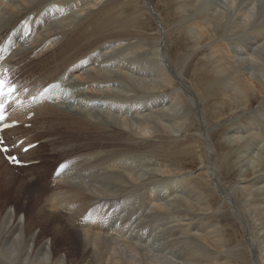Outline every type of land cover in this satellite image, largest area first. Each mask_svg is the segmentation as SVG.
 Instances as JSON below:
<instances>
[{"label": "bare ground", "instance_id": "obj_1", "mask_svg": "<svg viewBox=\"0 0 264 264\" xmlns=\"http://www.w3.org/2000/svg\"><path fill=\"white\" fill-rule=\"evenodd\" d=\"M126 1L18 0L17 2L22 3V7L19 9H17L18 7L16 9L10 8L9 11H6L2 7V2H0V9L4 14L0 17V25L3 21L8 24L6 27L0 26V43L4 42L3 46L0 47V66L10 72L11 78H14L18 72L24 70H28L30 73L28 77L33 78L31 82H26L28 84L27 92L19 90L23 98L22 106L10 112V119L18 121L20 126L8 129L3 133L6 144L13 145L20 137H24V143L16 148V150L18 149L17 152L13 151V153H16L21 161L33 162L37 157L35 153H30L32 149L26 153H21L23 147L35 141L31 140L28 131L22 128L21 124L36 121L35 119L39 115V117L44 116V120H41L42 123L52 122V120L59 121L54 128L45 129L36 135L41 136V138L56 136L45 143V145L48 143L52 145L53 142H56L57 136H61L58 129L59 126L63 129L66 126L64 123H67L68 128L65 127L67 130L62 133L59 145H62L65 151L70 149L74 153H80L81 155L74 158V155L70 153L71 155H68L69 159L61 162V171L57 173L59 174L57 176L76 179L77 185L70 181L68 183H70V189L77 188L76 192L78 196L79 191H88L85 192L87 196H84L83 199L80 196H73L72 199H68V195L64 196L62 194L61 198H67L62 199L61 203L57 202L49 205L57 210H62L61 206L64 203V208H67L66 211L70 215H62L60 213L61 210H58L55 215L59 220H63V217H68V219L74 218L75 225L72 228L68 223L64 224V220L61 222L64 226L71 228L70 230L63 229L61 226L58 230L55 225L58 224L56 217L49 213L37 211L35 214V217L38 219H47L46 222L51 228L46 232L48 235L53 237H58L59 235L63 239L62 241H65L60 250L64 253V256L51 243L47 245L37 240L29 227L22 229L20 221H16L15 219L14 209L13 212L6 210L3 213V210L0 208V264H97L103 254L104 256L105 254L108 255V258L111 255L113 258L111 262L109 261V264H143L142 261L144 260H148L147 262H151L152 264H155V262L156 264H168L166 260L161 259L158 253L170 254L172 257H176L187 264H224L227 260L225 262L220 261L221 259H219L218 255L223 251L224 242L231 241L233 236L232 238L228 237V239L221 238L216 230L219 228L215 227L216 229H211L212 225L204 224L206 221L202 222V218L194 222H183V219H179L180 217L177 218L169 214V210L163 211L171 208L164 209L163 206L165 205L160 206V211L163 212H159L158 210H154L153 212L147 211L153 201L157 202L168 195L174 194L179 186H181V191L183 190L185 193L195 196V200H193L195 202H189L186 210L209 216L212 215L210 211L213 210L212 206L216 200L223 203L222 207H228L239 221L238 223L236 220L237 224H241L245 232L243 235L247 239L245 240V242L247 241L246 250L248 251L251 263L264 264V238L262 240L259 238V242L258 240L255 241L257 236H251V232H249L252 226L250 223H255V221H258L257 219L264 218V173H259L254 178L241 183L238 188L233 190L236 197L232 195L233 192L231 194L226 191L221 181L220 166L218 164V160L221 157L218 156L217 150L211 141L213 133L212 131L208 132V128L206 127L210 121L207 122L208 119H212V122L215 120L222 128L227 124L245 123L242 126L236 127L229 135L237 136V133L239 134L242 131L245 137L241 141L243 144L241 143L242 145L240 146L237 144L239 143L238 138V142L233 141L238 147L235 145H233L235 147H232L231 143L229 145L226 143L228 147L224 155L228 159V165L230 168L234 166V162L231 160L234 155L238 154V152L240 153L239 150L245 149V147L249 149L255 147L257 149L259 146L261 158L257 159L258 163L255 164L257 165L256 167H261V170H264V99L258 108L252 109V111L248 110L257 96L252 97L250 95L251 92L249 93V88L252 86L247 82L241 81L240 77L246 73L247 66H241L237 69V63L236 65L233 62L231 63V57L245 55L242 63H248L250 66L254 65L258 69L257 72L260 71L264 79V0H220L219 2L211 3L208 0H166L170 15H174V24L179 25V27L173 28L174 31L172 32H178L180 34L179 38L188 35L193 40L190 43L192 45L189 46H197V49L200 48L196 52L201 55L199 58L200 65L195 69V73L193 72L194 75L191 76L190 81H186L188 64L183 67L180 65L181 67H179L173 63L174 61L176 63V60L170 52L172 46L167 44L168 41L164 40L166 39L168 30H166L165 24L162 22L163 19H160L162 17H160L158 11H156L157 9H155L157 6L155 8L151 7L150 0H145L147 5H150V11L148 7L144 8L145 11L147 10L150 14L154 15L157 23L160 22V27L155 37L157 44H144V39L139 40L137 37V39H134L136 40L134 42H132V39V41H128L131 35H136V32L133 31L134 28L130 30L128 27L130 25L142 27V25L138 18L140 11L136 7L137 0H134L131 6H126L127 9L124 5ZM33 12H36V14L33 15ZM30 17L32 18L29 21ZM26 22L29 25V30L39 24L38 26L40 27H46L47 33L40 39H36L37 41L35 44L33 43L34 45L16 51L15 47L13 49L14 45L25 46L33 38V36L30 37L32 31L28 36V40H26L28 37L23 38L17 34V32H20L22 36H25L24 25ZM16 34L18 35L17 40L14 39ZM22 38L23 40L21 41ZM144 45L147 47L145 50H143ZM11 48V56L8 58L3 57L5 52H10ZM44 50H47L45 54L49 53L48 59L50 60L47 59V61L52 62L51 65L55 63L53 67L45 65L47 68L44 69L42 67L44 66L43 63L42 66L35 62L32 64L28 63L27 60L30 61V59H33V56H38ZM242 58H238V60ZM73 63L74 68L71 71L76 74L80 71L83 72L82 74L85 75V79L83 78L84 83L82 85L86 89L95 88L98 93L97 100H94L96 98L90 97V95L86 96L79 85L72 84V82L70 83L72 85L65 83L64 77L68 75L66 74L67 68ZM88 65H92L90 67L92 71L86 69ZM14 68L18 70L17 73ZM151 76L154 81L150 80ZM14 82L19 89H22L21 85L24 86L18 79H14ZM258 83L255 84L257 85ZM50 84H57L59 87L50 90L44 99L35 104L30 101L28 102L29 97L38 95L43 88L48 87ZM255 84L253 87H256ZM104 86L106 87L104 88ZM257 86L256 88L260 95H264V87L261 85ZM209 95H211L212 99H209ZM213 99L214 104L212 106L215 111H206L203 104L209 107L213 103ZM67 101L68 103L70 101L73 102L76 107L78 105V108L83 110L84 113H82L83 111H78L80 115L79 118H76L74 116L75 113L70 111V108L64 109L65 111H51L47 106V104L51 106L52 102L55 104L65 102L64 104H66ZM93 101H97V104L92 103ZM100 102H103L104 105L102 106L108 112L103 110V113H99L98 111H94L95 113H93L91 108L98 107ZM218 105L227 106L226 109L230 111L228 112L232 116L225 114L226 116L222 117L223 110ZM114 111L119 114L120 120L118 122H122L120 126L122 124L129 131H123V128L120 129L116 123L118 128L114 123L116 120L109 121L108 118H114L113 116L116 115L113 114ZM131 111L134 115L139 114L142 117V119L139 118L140 120L137 121L135 130L133 127H130L133 123L130 122V124L126 121V117ZM29 112L34 115V118L31 120L26 118ZM48 113L53 114L55 117L50 118L47 116ZM200 115L203 116V122L202 124L200 122L198 128L200 127L199 131L202 130V134L208 139V145L202 143L200 157L203 161H208L209 159L211 161L203 169L202 173L193 178H189L188 176L187 178H182V176L181 178L178 177L179 180L167 179L165 177L166 174L177 175L179 171L168 165L170 159L166 157L167 155L164 152L166 150H163L165 146L156 144L155 142L152 143V139L150 143L146 137L147 140L144 141L145 139L144 137V140L142 139V135H147L148 128L156 132L159 130L158 133L162 129L164 133L161 132V134H173L178 131L180 132V130L187 131L192 126L191 122L195 120V117ZM100 116L101 118H99ZM15 132H18L21 136L12 141L8 135H15ZM234 138L231 140H234ZM175 142H177V139ZM166 144L168 145V143ZM65 147L68 148L65 149ZM53 153L58 160L68 157L62 155L60 150L53 151ZM139 154L147 155L146 158L148 159L156 157L162 160L159 163L160 166L157 168V173L166 179L164 178L161 183L153 187V190H156L154 193H151V191L148 194L147 191L139 188L140 183H137L138 185L131 183L129 176H127L131 172L137 173L139 171L138 167L142 165H138V162L142 161L137 162L136 159L130 158V163L128 162L127 164L126 157L134 155L138 157ZM252 156L254 155L252 154ZM2 159L3 155L0 153V164ZM166 161L167 163H165ZM35 167H40V165L34 166L33 169ZM185 167L184 163L181 168ZM11 169L13 168L9 167V165L3 167L4 171L0 170V179L5 186L16 185V191L20 193L22 190L20 186L23 183L11 172ZM41 170L39 169V172ZM123 171L127 172V174ZM245 172L241 170L239 175H246ZM145 173L149 174L151 172ZM133 177L131 178L132 180ZM30 178L36 179L32 172ZM204 178L206 182L203 183ZM17 180L19 181L18 184ZM136 180L134 177V181ZM153 180L155 181L157 178ZM57 188L59 187L57 186ZM255 191H259L258 193L262 194L254 196ZM165 193L166 195L163 197ZM202 193L206 194L205 197H201ZM124 194H127V196H123ZM102 196H105V198ZM52 197L49 202L54 199L56 200L55 196ZM241 197H243L242 202L239 201ZM37 198V196L29 194L32 204L38 200ZM175 199L177 200V198ZM164 201L162 202L164 203ZM114 202L121 203L128 209L134 208L141 219L155 218L156 222L149 225L152 232L161 229L163 231L167 230L166 234L171 236V242L165 248H159L161 246L158 245V247L156 243H159L160 240L156 242L150 240L148 242V249L144 250L142 243L147 244V239L152 237L151 233L145 234L146 229L150 230V228L148 226L145 228L140 224L136 229L139 224L137 223L138 220L130 219L129 223L125 222L126 217L123 211H119L118 220L113 223L112 218L115 213L112 207ZM66 204L67 207H65ZM153 204L155 203L153 202ZM153 209H155V206ZM127 214L133 216L134 212L131 211ZM226 214L229 215L227 212ZM77 219H79L78 222H76ZM170 219L172 220L168 225H171L164 228L163 225ZM221 220L223 219L221 218ZM118 221L122 223L118 224ZM174 221L175 224H172ZM76 227L82 228L86 232L85 235L88 233L95 235V230L105 235H110L112 237L111 241L104 239V236L101 239L93 236L91 239H93L92 243L95 244L92 247L88 246L85 242L86 240L81 237ZM134 228L136 229L135 231ZM263 229L264 226L256 229L262 234V237H264ZM66 231L75 232V239ZM248 232L250 237L248 236ZM135 233H137L135 236L136 240L139 241L138 244L142 241L140 246L143 251L139 249V245L137 247L133 242H129L128 239H126V243L123 240L128 237L132 239L131 234ZM220 233L222 234V232ZM96 235L99 236L100 233ZM168 236L163 237L161 240H167L170 238ZM261 236L259 235L258 237ZM222 239L224 241H221ZM241 240L243 239L241 238ZM89 242L91 241L89 240ZM112 243L115 245L112 246L116 247L119 251L110 246ZM174 245L178 246V248H173ZM154 247L156 250L154 252L157 255L155 258L153 256H150V258L148 256L150 255L149 252ZM116 254L119 259L115 257ZM137 255H140L139 260L136 257ZM228 264L232 263L229 262Z\"/></svg>", "mask_w": 264, "mask_h": 264}, {"label": "rangeland", "instance_id": "obj_2", "mask_svg": "<svg viewBox=\"0 0 264 264\" xmlns=\"http://www.w3.org/2000/svg\"><path fill=\"white\" fill-rule=\"evenodd\" d=\"M18 0H0V2H2V7L6 10V11H9L10 8H15L18 7L17 9L21 8L22 7V3L21 2H17ZM105 1V0H104ZM103 0H101V2H104ZM126 1V0H125ZM134 0H127L126 3L124 4L125 7L126 6H131L132 2ZM220 0H208L209 3L211 2H219ZM129 2V3H128ZM19 3V4H18ZM145 3V4H144ZM150 5L151 7L155 8V6H157V9L156 11H158L160 17V19H163L162 22L165 24V27H166V30H168L167 34H166V41L167 44H170V46H172L171 48V53H172V57L175 58L176 60V63L175 61L173 62L175 64V66H179V67H183L185 66L186 64H188V68H187V78H186V81H190L191 80V76L194 75L195 73V69L200 65V61H199V58L201 55L197 54L196 52L200 49L198 48L197 49V46H189V45H192L190 43H192L193 40L190 39V37L187 35L186 37L183 36V37H180L179 38V33L177 34L176 32H172L174 31L173 28H176V27H179V25L177 24H174V19H173V16L174 15H170V12L167 8V2L166 0H150ZM13 4V5H12ZM136 4V3H135ZM142 4V5H141ZM11 7H10V6ZM17 5V6H16ZM20 5V6H19ZM138 7V11L139 12V20L141 21V25L142 27H139L137 25H130V27H128V29L132 30V28H134V32H136V35H131L130 39L128 41H136L134 39H144L143 40V43L144 44H157V39H155L156 35H157V31H158V28L160 27V22L157 23V19L154 18V15L150 14V12H148L147 10L145 11V8L148 7V10L150 9V5H147V2H145V0H137V4H136ZM139 5V6H138ZM141 5V6H140ZM15 6V7H14ZM145 7V8H144ZM127 9V7H126ZM144 9V10H143ZM150 11V10H149ZM148 12V13H147ZM2 13V14H1ZM141 13V14H140ZM164 13V14H163ZM36 12H33V15H35ZM1 15H4L3 14V11H1L0 9V17ZM142 15V16H141ZM150 17H149V16ZM144 16V17H143ZM148 16V17H147ZM143 17V18H142ZM164 17V18H163ZM32 17H30L28 20L30 21ZM159 19V20H160ZM36 21V20H35ZM156 21V22H155ZM154 22V23H153ZM171 22V23H170ZM173 22V23H172ZM144 24V25H143ZM157 26H156V25ZM172 24V25H171ZM39 24L35 25L34 28H32L31 30H28V34L27 35H23L20 33V32H17L18 35H20V37H23V38H26L30 35L31 31H32V34L30 37L33 36V38H31L30 41H28L26 43L25 46L23 45H14L13 46V49L15 47V50L16 51H19L21 49H23L24 47H30L32 45L35 44V42L40 39L43 35H45L47 33V29L45 26H38ZM159 25V26H158ZM177 25V26H176ZM2 27H6L8 26V24H6V22H2L1 25ZM171 26V27H169ZM156 27V28H155ZM42 28V29H41ZM45 28V29H44ZM136 28V29H135ZM155 28V29H154ZM170 28V29H169ZM137 30V31H136ZM171 30V31H170ZM145 32V33H144ZM142 33V34H141ZM149 35H148V34ZM4 34V33H3ZM15 35L14 36V39H18V35ZM25 34V33H24ZM148 35V36H147ZM148 38H147V37ZM150 36V37H149ZM39 37V38H37ZM137 37V38H136ZM142 37V38H141ZM144 37V38H143ZM165 37V36H164ZM23 38L21 39V41L23 40ZM185 38V39H184ZM187 38V39H186ZM29 37L26 39L28 40ZM37 39V40H36ZM132 39V40H131ZM191 41H190V40ZM150 43H149V41ZM30 42V43H29ZM154 42V43H153ZM34 43V44H33ZM172 43V44H171ZM182 43V44H181ZM4 44V42H1L0 43V47H2ZM181 44V45H180ZM187 47V48H186ZM145 48L147 49L146 45H144V48L143 50H145ZM195 48V49H194ZM194 51V52H193ZM12 52V48L10 49V52H5V55L3 57H9L11 56V53ZM45 52H47V50H44L42 51L41 53L38 54V56H33L32 58L33 59H30L27 60L29 64H32V63H37L39 64L40 66H42V63L44 66H42L44 69L47 68V67H53L54 66V61L51 65L52 62H48L47 59H48V56H49V53L48 54H45ZM45 54V55H44ZM44 55V56H43ZM176 55V56H175ZM43 56V57H42ZM179 58H178V57ZM242 58L240 60H238V58ZM245 55H239V56H234V57H231V63L233 62L235 65H236V68L238 69L239 67L243 66H247L246 67V73L244 75H242L240 78H241V81L243 82H247L249 83V85H251L252 87L249 88V93L250 95L253 97L257 96L256 97V100L252 103V105L250 106V108L248 110L252 111L255 110L256 108H258V106L260 105V103L263 101L264 99V95L261 94L258 92L257 88L258 87L257 85H261L264 87V79L262 78V74L261 72H257L258 69H256V67L254 65H249L248 63H242L243 62V59ZM172 58V60H173ZM178 59V60H177ZM34 60V61H33ZM50 60V59H48ZM234 60V61H233ZM32 61V62H31ZM237 61V62H236ZM56 62V61H55ZM199 62V63H198ZM41 63V64H40ZM50 65H48V64ZM178 63V64H177ZM198 64V65H197ZM239 64V66H238ZM47 65V67L45 66ZM181 65V66H180ZM197 65V66H196ZM92 65H88L87 66V70L89 71H92V68H90ZM254 66V67H253ZM195 67V68H194ZM74 68V63L71 64L68 68H67V71H66V74H68L67 76L64 77V79L66 80L65 83L69 84V85H72V84H76V85H79L83 91L85 92V95L86 96H89L90 97H93V98H96L94 100H97V96H98V93H97V90H95V88H90V89H86L84 87V85H82L84 83V74H82L83 72L80 71V72H77L74 73L71 71V69ZM245 69V68H244ZM14 70L16 71V73L18 72V70H16L14 68ZM250 71V72H249ZM129 72V71H127ZM194 72V73H193ZM27 73V74H26ZM192 73V74H191ZM250 73V74H249ZM30 73L27 71H20L16 74V76L14 77V79H18L20 80V83L21 84H24L21 85L22 87V91L25 92V89H27V85L26 82L28 83L29 81L31 82L33 80L32 77H28ZM79 74V75H78ZM77 76H80L77 78ZM260 76V77H259ZM67 77V78H66ZM258 77V79H256ZM84 78V79H83ZM262 78V79H261ZM24 79V81H22ZM27 79V81H26ZM69 80V81H68ZM151 81H154L153 77L151 76ZM246 80V81H245ZM257 82H256V81ZM157 81V80H156ZM251 81V82H249ZM72 82V84H70ZM81 82V83H80ZM258 83L257 85L255 83ZM263 82V83H262ZM26 84V86H25ZM256 85V87H253V85ZM106 86H104L105 88ZM87 92H86V91ZM105 91V90H104ZM108 91V89H107ZM88 94V95H87ZM97 94V95H96ZM211 95H209V99L212 97H210ZM216 98V97H214ZM30 102H32V97L29 99ZM105 101V100H104ZM213 103H211V105H209V107H207L205 104H203V106H205V110L206 111H210V112H214L215 109L213 110V104H214V99L212 100ZM65 102H62L61 104H55L54 102H52L51 106H49L47 104V106L49 107V109L51 111H65L64 109H69L70 108V111L74 112L75 113V117L79 118V112H82L83 110L79 109L78 108V105L77 107L73 104V102H69L67 101L66 104H64ZM92 103H96L97 104V101H93ZM72 104V105H71ZM74 105V107H73ZM103 102H100L98 104V107H93L91 108L92 109V112L95 113L96 111H98L99 113H103L104 111H107L105 109ZM218 107H220L222 110H223V116H226V115H231V113H229L230 111L227 110V106H220L218 105ZM78 108V109H77ZM63 109V110H62ZM143 109V108H142ZM104 110V111H103ZM141 110V109H140ZM140 110H138V112H140ZM69 111V110H68ZM79 111V112H78ZM95 111V112H94ZM225 111V112H224ZM229 111V112H228ZM108 112V111H107ZM134 112V111H133ZM30 113V112H29ZM73 113V114H74ZM84 113V111L82 112ZM86 113V112H85ZM136 114V112H134ZM194 113V112H192ZM113 114L116 116H113L114 118H108L109 121L111 120H116L114 123L116 125V123L119 125L120 129H122L123 131H129L128 129H126L125 126H123L121 124L120 126V123L122 122H118L120 120L119 118V114H117L115 111L113 112ZM226 114V115H225ZM139 114H136L134 115L132 113V111L127 115V122H131L133 124L130 125V127H133V129L135 130L136 126L137 125V121L142 119V117H140V115L138 116ZM28 117H26L27 119H33L34 118V115H26ZM40 116V115H39ZM37 116V119H35L36 121H33V122H30V123H27V124H21V127L26 129L28 131V134L30 135L31 137V140H35L34 142L31 143L32 147L27 150L26 152L30 151L31 149V152L30 153H35L36 155V159L33 161V162H27L28 164L26 166H23V167H14V166H11L8 164V162L3 158L2 161H1V164H0V170H3V167L5 166H8L13 168L11 169V172L20 179V182H22L23 184L20 186L21 187V192H17V188H16V185H3V182L2 180L0 179V208L3 210V213L6 212V210H11L13 212V209H14V216L16 217V221H20V224L21 226L23 227L22 229H26V228H30L31 231H32V234L34 235L35 238H37V240H40L41 242H44L46 243L47 245H51L56 248L58 251H60L62 249V246L65 244V241H62L63 239L59 237H53V236H50L48 235V233H46L48 230H50L51 228L48 226L47 224V219L46 218H42V219H38L35 217V214L37 211H43L44 213H49L50 215H53L54 217H56V213L58 212V210H61V209H55L53 207H50L49 205L50 204H55L57 202L61 203L62 202V199L64 198H67V197H62L61 198V195L63 194L64 196L68 195V199H72L73 196H76V197H79L80 198H84V196H87V193L85 192H88L86 190H81V192L79 191V196H78V193L76 192L77 188H72L70 189V183H68L69 181L74 183V184H78L77 180L76 179H71L70 177H63V176H57L59 174L60 171H61V162L62 161H65V160H68L69 159V156L68 155H71L70 153H72L74 155V158L81 155L80 153H74V151H71L70 149V152L69 150L68 151H65L64 148L62 147V145H59V141L62 139V133H64L65 130V127H67V123H64V126L63 129L62 127L59 126V133L61 136H57V139H56V142H53L52 145L51 143H48L47 145H45V143L49 140V139H54L56 136H52L51 138H41V136H36L38 133L44 131L45 129H51V128H54L58 123L59 121L57 120H52V122H47V123H42V119L44 116H41L39 117ZM47 116H49L50 118H54L55 116L53 114H50L48 113ZM106 116V115H105ZM104 116V117H105ZM94 117V116H92ZM112 117V116H111ZM203 116H198V117H195V120L192 123V126H190V129L189 130H180V132L178 131L177 133H173V134H161L162 132V129H160V133H158L159 130H157V132L151 128H148V133H152L151 134V137L149 138V135L147 133L146 136L142 135V139L144 137V141H151L152 139V143H156V144H159V145H162V146H165L163 147V150L165 149L166 151L165 154L167 155L166 157H168V159H170V161H168V165L170 167H174L175 170L179 171V173L176 175V174H166L165 177H167V179H175V180H179V178H187V176L189 178H193L195 176H197L199 173H202L203 172V169L206 168L209 164V162L211 161L210 159L208 161L206 160H202L201 157H200V149L202 148V143H205L206 145H208V139L204 137V135L202 134L203 131L200 130L199 131V128H198V125L202 124L203 122ZM91 118V117H89ZM95 118V117H94ZM93 118V120H95ZM101 118V116L99 117ZM98 118V119H99ZM118 118V119H116ZM125 118V119H126ZM140 118V119H139ZM201 118V119H200ZM92 119V118H91ZM44 120V119H43ZM50 120V119H49ZM210 120V121H209ZM210 123H209V122ZM199 122V123H198ZM208 124H207V128H208V132L212 131L213 133V137H211V141L214 145V147L216 148L217 150V153H218V156L221 157V159L218 160V164H219V169H220V177H221V181L223 183V186L225 187L226 191L228 192H233V190H235L236 188H238L241 183H244L246 182L248 179H252L254 178L255 176H257L259 173H264V170L262 171L261 170V167H256L257 163H258V160L257 159H260V152H261V149L258 148L256 149L255 147H252V148H246L245 149H241L239 150L240 153L238 152V154L234 155L233 159L231 161H233V167L230 168V166L228 165V159H226L225 155L226 152H227V145H229L230 143L232 144L231 146L232 147H238L240 145H242L243 143L241 142L242 140H244V137L245 135L242 134V131L239 132V134L237 133V136L236 135H230L231 132H233V130L238 127V126H242L243 124H238V123H234V124H227V125H224L225 127L222 128L221 125L217 124L215 122V120H213L212 122V119H208L207 120ZM242 122H245V121H242ZM204 124V123H203ZM118 125H116L118 127ZM20 126V125H19ZM18 127V126H16ZM118 127V128H119ZM124 127H125V130H124ZM216 127V128H215ZM213 128V129H212ZM210 129V130H209ZM153 130V131H152ZM182 131V132H181ZM16 134H9L8 137L10 139H12V141H14L15 139H17L18 137L21 136V134H19L18 132H15ZM58 133V134H59ZM164 133V132H162ZM186 133V134H184ZM215 133V134H214ZM241 133V134H240ZM217 134V135H216ZM239 135H241L239 137ZM244 135V136H243ZM184 136V137H183ZM229 136V137H228ZM235 136V138H234ZM147 139H146V138ZM189 137V138H188ZM174 138V139H173ZM180 140H179V139ZM186 138H188L187 140H185ZM229 138V139H228ZM232 138H234V140H231ZM237 138H238V141L239 143L238 146L236 144H234L233 141H237ZM171 139V140H170ZM177 139V142H175ZM240 139V140H239ZM167 140V141H166ZM169 140V141H168ZM229 140V141H228ZM231 140V142H230ZM162 141V143H161ZM172 141V142H171ZM18 142H22L24 143V137H20L19 140H17L15 142V144L13 145L14 149L18 148L19 146H17L16 144ZM150 142V143H151ZM161 144H160V143ZM168 143V145L166 143ZM192 142V143H191ZM233 142V143H232ZM172 143V144H171ZM227 143V145H226ZM242 143V144H241ZM38 144V145H37ZM44 144V145H43ZM201 145V146H200ZM235 145V146H233ZM34 148V149H33ZM68 148V147H67ZM65 147V149H67ZM169 148V149H168ZM54 149V150H53ZM209 149V148H208ZM56 150H60L62 152V155H65V156H68L67 158H64L62 160H58V158L56 157V155H54L53 151H56ZM168 150V151H167ZM171 150V151H170ZM249 150V151H248ZM255 150V151H254ZM226 151V152H225ZM24 152V153H26ZM254 152V153H253ZM198 153V154H197ZM248 153V154H247ZM252 153L254 156H252ZM170 154H173V155H170ZM177 154V155H176ZM143 155V156H142ZM175 155V156H174ZM256 156V157H255ZM129 157V158H128ZM141 157H147V155H144V154H139L138 157H135L134 156H127L126 157V162L128 164V162L130 163L129 159H136V161H142V162H138V165H141V167L139 166V171L136 172H131L129 173L127 176H129V179L131 180V183H140L139 184V188H142L144 189L145 191H147V193L149 194L151 191V193H154V191H156L155 189L153 190V187H156L158 185V183H161V181L165 178V177H162L160 176L159 173H157V168L158 166H160L159 163H161L162 160H160V158H156V157H152V158H146V160H144L145 158H141ZM149 157V156H148ZM173 157V158H172ZM140 158V159H139ZM130 159V160H131ZM235 159V160H234ZM3 162V163H2ZM5 162V163H4ZM125 162V163H126ZM152 163V164H151ZM167 163V161L165 162ZM186 165L185 168H181L183 167V165ZM256 163V164H255ZM8 164V165H7ZM40 165V167H35L34 166H38ZM151 166V167H150ZM157 166V167H156ZM249 166V167H248ZM79 167V166H77ZM39 169H42L40 172H39ZM123 169V168H122ZM120 169V170H122ZM142 169V170H140ZM155 169H156V172H155ZM173 169V168H172ZM32 170V171H31ZM146 170V171H145ZM241 170L243 171H248L247 173L245 172L246 175H239V173L241 172ZM250 170V171H249ZM4 171V170H3ZM36 171V172H35ZM142 173H141V172ZM154 171V172H153ZM181 171V172H180ZM34 174V176L36 177V179L34 178H30V174ZM124 172V171H123ZM145 172L149 173V174H146ZM125 174H127V172H124ZM132 173H133V176L135 177V180L137 179L136 181H134V177L132 176ZM141 173V174H140ZM145 173V174H144ZM184 173V174H183ZM56 174V175H55ZM130 174H131V177H130ZM153 174V175H151ZM244 174V173H243ZM250 174V175H249ZM149 175V176H147ZM156 175V176H155ZM171 176L173 175L172 177H168V176ZM186 176V177H185ZM133 177V180L131 179ZM179 177V178H178ZM140 178V180H139ZM143 178V179H142ZM154 178H157V180H153ZM177 178V179H176ZM166 179V178H165ZM22 180V181H21ZM76 180V181H75ZM134 181V182H132ZM149 181V183H148ZM142 182V183H141ZM193 182V181H192ZM206 182L205 178L203 180V183ZM19 183V181L17 180V184ZM71 183V184H72ZM190 183V182H189ZM138 185V184H137ZM144 185V186H143ZM150 185V187H149ZM152 185V187H151ZM226 185V186H225ZM36 186V187H35ZM57 186L59 188H57ZM67 186V187H66ZM69 186V187H68ZM141 186V187H140ZM146 186V187H145ZM147 188V189H146ZM152 188V189H151ZM231 188V189H230ZM15 189V190H14ZM58 189V190H57ZM151 189V190H150ZM180 189V190H179ZM71 190V191H70ZM55 191V192H53ZM57 191V192H56ZM66 191V192H65ZM76 194H75V192ZM83 191V192H82ZM59 192H63V193H60ZM71 192V193H70ZM171 192V191H170ZM179 192V194H178ZM256 192V191H255ZM254 192V196H257L258 194L261 195L262 193H258L256 192L255 194ZM17 193V194H16ZM54 193V194H53ZM83 193V194H82ZM29 194H33L35 196H37L38 200L35 201L33 204H32V201H30L29 199ZM50 194V195H49ZM81 194V195H80ZM175 194V195H174ZM172 194V195H168L170 197H166L160 201H153L155 204H153L152 202V205L155 206V209L154 206H149V210L147 211H159V212H163V211H168L169 214H171L172 216L174 217H177L179 219H183L182 221L183 222H194V221H198L199 219L202 218V222L203 221H206V223L204 222V224H208V225H212V227H210L211 229H216L215 227H218L219 229H216L219 233V236L221 238H224V239H228L229 238H232L233 236V239L229 242H224V247H223V251H221V253H219L218 257L219 259H221L220 261H223L226 262L224 264H228L229 262L232 263V264H252L251 263V260L249 259V254H248V251L246 250V242L245 240L246 237L245 235H243V233L245 234L241 224H237V222L239 223V221L236 219V217L234 216L233 213H231V211L229 210L228 207H222L223 203L221 201H214V204L212 206V209L210 212L212 215H207V214H201V213H196L194 211H189V210H186V206L188 205L189 202H195L193 200H195V196H191V194H187L185 193L183 190L181 191V186H179L177 188V191H175V193ZM177 194V195H176ZM232 194V193H231ZM235 191L233 192V196L236 197L235 195ZM19 195V196H18ZM24 195V196H23ZM57 195V196H56ZM127 196V194H124L123 196ZM166 195V193L163 195V197ZM206 194L202 193V196L201 197H205ZM51 196H55L54 198H56V200L54 199L53 201H50V198ZM59 196V197H58ZM125 196V197H126ZM174 196V197H173ZM178 196V197H177ZM25 197V198H24ZM52 197V198H53ZM103 198H105V196H102ZM124 197V198H125ZM59 198V199H58ZM102 198V199H103ZM173 198V199H171ZM177 198V200L175 199ZM182 198V200H181ZM189 199V200H188ZM240 199V198H239ZM263 199V198H262ZM163 200L164 203L162 202ZM82 201V200H81ZM240 202L243 201V197H241V199L239 200ZM37 202V203H36ZM163 204H162V203ZM160 203V204H157ZM178 203V205H177ZM168 206H167V205ZM171 204V206H169ZM173 204V205H172ZM162 205H165L163 206V208H168V207H171L169 209H161L163 211H160V206ZM49 206V207H48ZM158 206V207H157ZM179 206V207H178ZM67 207V204L66 206ZM152 207V208H151ZM62 210H61V214L62 215H65V216H69L70 213H68L66 211L67 208H64V203L62 204L61 206ZM113 212L115 213L113 218H112V222H116L118 220V213L119 211L120 212H125V222L129 223L130 219H135V220H138L137 223H139L136 227V229L138 228V226L141 224V226L147 228V226L149 227V225H152L153 223L156 222V219L155 218H148V219H144V218H139L138 215H137V211L134 209V208H126L124 207L121 203H118V202H114V205H113ZM180 208V209H178ZM176 209V210H175ZM16 211V212H15ZM133 211L134 212V215L133 216H130L128 215L127 213L128 212H131ZM170 211H172L170 213ZM210 212H208L210 214ZM213 212V213H212ZM229 213L230 217L228 214ZM225 214V216L223 215ZM128 215V216H127ZM221 215V216H220ZM219 216V217H217ZM60 218V217H59ZM211 218V219H210ZM215 218V219H214ZM221 218L223 220H221ZM38 219V220H37ZM80 219V218H79ZM79 219H77L76 222L79 221ZM208 219V220H207ZM210 219V220H209ZM239 219V218H238ZM37 220V221H36ZM64 220V221H63ZM63 220H59L57 217H56V221L58 222V224H55L56 225V228L59 230L60 226L64 229H67V230H70L74 225H75V221H74V218H70L68 219V217H63ZM172 219L168 220V222H166L163 227L166 228L167 226L171 225L168 223L171 222ZM217 220V221H216ZM237 220V222H236ZM258 221H255V223H250L252 224L251 226V232L250 235L251 236H254L255 235L258 237L259 235L261 236L262 234L259 233L256 229H258L259 227H263L264 226V218H259L257 219ZM63 221L64 224L68 223L69 225H71V228H68L67 226H64L61 222ZM225 223H224V222ZM229 221V222H228ZM234 221V222H233ZM249 221V220H248ZM261 221V222H260ZM216 222V223H215ZM221 222V223H220ZM232 222V223H231ZM260 222V223H259ZM122 223L121 221H118V224ZM228 223V224H227ZM230 223V224H229ZM110 224V223H108ZM172 224H175V221L172 223ZM225 224V225H224ZM254 224V225H253ZM214 225H217V226H214ZM227 225V226H226ZM214 226V227H213ZM239 226V227H238ZM241 226V227H240ZM255 226V227H254ZM258 226V227H257ZM221 227V228H220ZM224 227V228H223ZM149 229H146L145 231V234H150L152 237L151 238H148L147 239V244H143L142 241L140 242V244L142 243V245L144 246V250H147L148 249V242L150 240H154L155 242L156 241H159V243H156L157 246L160 245L161 247L159 248H165L167 246V244H169L172 240L171 236H168L166 234L167 230L166 231H163L162 229L161 230H154L152 232L151 230V226L149 227ZM228 228V229H227ZM240 228V229H239ZM256 228V229H255ZM76 229L78 230V233L81 235V237L86 240V244L89 246H93L95 243H92L93 239H91V237L93 236H96L98 237L99 239L103 238L104 236V239H108V241H111V236L110 235H105L101 232H98L97 230H95V235H91L90 233H88L87 235L86 232H84V230L80 227H76ZM134 228V231L136 230ZM254 229V230H253ZM222 230V231H221ZM227 230V231H226ZM256 230V231H255ZM264 230V229H263ZM248 231V230H247ZM68 232V234L72 235L71 237L73 238L74 235H75V232H70V231H66ZM222 232V234L220 233ZM224 232V233H223ZM230 232H232L230 234ZM236 232V233H235ZM242 232V233H241ZM249 232H248V236L250 237L249 235ZM60 234V232H58ZM100 235H96V234H99ZM137 233H140V232H137ZM131 234L132 236V239H130L129 237L128 238H124L123 240H125L124 242L126 243V239H128L129 242H133L135 245H139V249L143 251V249H141L142 247L140 246V244H138L139 241L136 240V234ZM143 233V232H142ZM234 233V234H233ZM238 233V234H237ZM240 233V234H239ZM85 235V236H84ZM239 235V236H238ZM241 235V236H240ZM165 236H168L170 238H168L167 240H161L163 237ZM255 239V241L258 240L259 242V238H261V240L264 238V237H258V239ZM241 238L243 240H241ZM75 239V237L73 238ZM122 239V238H121ZM89 240L91 242H89ZM122 241V240H121ZM221 241H224L223 239ZM114 242V241H113ZM238 242V243H237ZM110 244V243H109ZM264 244V243H263ZM113 243L110 245L113 249H116V247L114 248L113 246ZM262 245V244H261ZM263 246V245H262ZM156 247V246H155ZM155 247L153 250H151L149 252L150 255H148L149 257L150 256H153L154 258L156 257V251L155 250ZM178 248V246H175L173 248ZM150 248V247H149ZM116 251H119L118 249H116ZM236 251V252H235ZM243 251V252H242ZM234 252V253H233ZM61 255L64 256V253L62 251H60ZM238 253V254H237ZM240 253V254H239ZM114 254V253H113ZM142 254V253H141ZM153 254V255H152ZM160 256H161V259L163 258V260H166L168 262V264H185L186 262L180 260V259H177L176 257H172L170 254H167V253H158ZM155 255V256H154ZM166 255V257H165ZM118 255L116 254L115 257H117ZM140 255H137L136 257L138 258V260L140 259L139 257ZM104 257V259H103ZM171 257V258H170ZM111 258V259H110ZM151 258V257H150ZM71 259L73 260V258L71 257ZM119 259V258H118ZM143 259H146V258H143ZM232 259V260H230ZM105 260V261H104ZM111 260H113V258L111 257V255L109 256L108 258V255L104 254L102 255L101 259L99 260V262H97V264H109L111 262ZM179 260V261H178ZM236 263H235V261ZM243 262H242V261ZM110 261V262H109ZM148 261V260H147ZM146 260L142 261L143 264H152L151 262H147ZM234 261V262H232ZM239 261V262H238ZM138 263V262H137ZM84 264H87V263H84ZM156 264V262H155ZM187 264V263H186Z\"/></svg>", "mask_w": 264, "mask_h": 264}, {"label": "snow or ice", "instance_id": "obj_3", "mask_svg": "<svg viewBox=\"0 0 264 264\" xmlns=\"http://www.w3.org/2000/svg\"><path fill=\"white\" fill-rule=\"evenodd\" d=\"M29 25L27 22L24 25V31L25 35L28 34ZM59 87L57 84H50L48 87L43 88L41 92H39L38 95L32 96V102L35 104L39 102L40 100L44 99L50 90ZM19 88L15 82H13L11 79H9L7 70H4L3 72H0V132L3 131L5 128L13 127L15 126L13 124H9L6 122L8 117L6 116L7 108L13 104L19 103V98L17 96V93L19 92ZM27 92V89H25ZM27 151L28 149H24ZM9 151V147L4 144V140L2 137H0V152L7 153ZM10 162L14 164H19L20 161L17 159L16 156H9L7 157Z\"/></svg>", "mask_w": 264, "mask_h": 264}]
</instances>
